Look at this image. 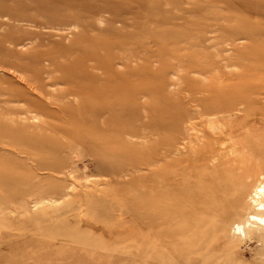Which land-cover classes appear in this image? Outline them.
I'll list each match as a JSON object with an SVG mask.
<instances>
[{
	"label": "rangeland",
	"instance_id": "obj_1",
	"mask_svg": "<svg viewBox=\"0 0 264 264\" xmlns=\"http://www.w3.org/2000/svg\"><path fill=\"white\" fill-rule=\"evenodd\" d=\"M26 1L0 0V88L41 101L22 83L34 73L57 77L45 91L65 96L48 108L0 104V264H264V238L246 232L256 224L242 226L244 236L234 220L217 226L212 217L223 194L211 191L226 187L227 172L176 187L190 171L174 163L206 151L191 166L199 185L211 157L228 149L213 154L194 137L186 147L168 132L173 117L183 131L208 126L212 92L243 86L239 97L255 103L233 112L247 123L234 143L259 136L264 145V61L254 58L264 0ZM38 15L49 25L24 20ZM23 64L26 74L13 68ZM68 69L80 78L65 77ZM73 83L81 94L71 95ZM197 109L202 116L190 118ZM223 168L251 191L264 186V169Z\"/></svg>",
	"mask_w": 264,
	"mask_h": 264
},
{
	"label": "bare ground",
	"instance_id": "obj_2",
	"mask_svg": "<svg viewBox=\"0 0 264 264\" xmlns=\"http://www.w3.org/2000/svg\"><path fill=\"white\" fill-rule=\"evenodd\" d=\"M26 1V0H25ZM42 1L44 0H27L26 2L28 3L27 6H41ZM24 2L25 4H27ZM44 3V2H43ZM47 3V2H46ZM49 3V2H48ZM24 4H22L23 7ZM55 6V5H52ZM14 7H8V10H12ZM18 9V7H17ZM54 9V8H52ZM53 12V11H51ZM50 12V13H51ZM11 13V12H9ZM49 15V14H48ZM12 18V17H11ZM26 21H33V25L36 27L39 26H46L49 25L46 20H49L48 18H45V15H38V17H30L29 19L24 18ZM53 25L57 24V20H52ZM15 44V43H14ZM261 53L254 52V58L258 60L264 61V45L262 43L258 44V48ZM0 56H3L4 52L0 50ZM16 71H20L24 74L28 73L26 68H28V64H23V65H14ZM53 69H57V66L52 67ZM52 71V69L48 70V72ZM67 72L65 73L68 78H80V74L77 69L74 71L71 70H66ZM36 72V71H35ZM38 76H34V73H31L27 75L25 78H22V83L30 90L33 92L34 95H36L41 101H33L30 99L25 98L23 95H19L17 93H11L10 91L5 92L3 88H0V96L5 95L7 96L4 99H0V104H6V103H12V102H23L27 108L31 107L33 104H39L42 107L48 108L49 104H55L57 105L58 103H61L64 98V94H55L54 96H51L47 94L45 91V87L48 84H55L57 83V77L52 78L49 83H44L40 82L37 80ZM72 89L71 90V95L75 93L76 90H81L83 89L82 86L77 85L75 83L72 84ZM77 86V87H76ZM243 86H237L235 89H226L225 91H216L212 92L213 95L210 100L212 102L210 104H203L208 112H210V119H213L211 123L208 124V126H200L202 129L197 130L198 128L196 126L199 125H193L192 123H189L188 125H185V131L181 129L183 127V124H179V122L173 117L171 118L172 122L169 125V130L168 132L170 134L174 133H179L178 136L181 137V140H183L182 145L186 146V142H190L193 137L195 140L200 141V144L203 145L202 148L209 149L211 153L215 152V148H212L214 146H222L224 149H228L226 154L224 155H214L212 160L209 162L208 168L209 170L207 171L208 173L205 177L199 176L198 180H201L204 178L203 182L199 185H196L197 181L195 184H191L192 181H194L193 173L192 170L194 167L191 168L192 165L197 164L200 159H203L204 154H206V151H194L191 156H189V160L182 161L179 164L174 163L173 167L180 170H182V173H186L190 171V173L184 175L185 177H181L180 186L176 187H202L206 185L207 179L208 178H215L218 176L219 173H228L227 178L225 179V186L226 187H216L212 189V195L217 198L219 193L222 192L223 196L220 199V201H215L213 204L214 206L217 207L216 210L212 209V217L217 218L216 224L219 226V221H224L228 219H232L235 221V229L243 234L244 236L247 234H252L258 237L264 238V203H261L260 198L264 196V186H259L255 190L251 191L246 187L247 185L244 182V178L242 176H237V178H234L235 176L229 169H224L223 167L225 165L230 166L232 170H238L240 171L239 173H244L245 170L251 173L254 172H261L262 169H264V155L260 158L257 156V161H251L248 159V157L252 154H259L262 153L264 154V145L261 144L260 137L258 136L257 138H252L249 137L243 144L236 145L234 143L236 137L240 132L244 130V128L247 127V123H242V120L238 121L234 113L239 114L240 112H246L250 107L255 103V100L253 99H246L244 98L242 100L241 97H239L240 92L243 90ZM88 89V88H87ZM86 89V90H87ZM90 90V89H88ZM92 92V90H90ZM77 93L81 94L80 91H76ZM68 93V92H67ZM69 94V93H68ZM223 94V95H222ZM94 96V94L92 95ZM46 97V99L49 100L43 101V98ZM101 98L107 101L106 95L101 96ZM101 99V102H102ZM240 101L239 103V100ZM30 100V101H29ZM100 101L99 99H97ZM92 101V99L89 97V102ZM257 102V101H256ZM48 104V106H47ZM122 104V103H120ZM212 105V106H211ZM67 107L63 106L62 108H59L60 113L65 112ZM25 113L27 111H30L29 109H19L18 111H15V113ZM221 112V114H220ZM198 113V114H197ZM196 115L194 117H190L193 119L199 118V116H202L200 114L201 112L199 109H197ZM65 118L70 116L66 110L65 112ZM68 115V116H67ZM34 118V117H32ZM170 119V118H169ZM170 120V121H171ZM190 122V120L188 121ZM240 122V123H239ZM185 134V136L183 134ZM28 137H32L30 135H22L21 139L22 141L29 140ZM27 142V141H24ZM177 141L174 138H170L169 140V145L172 147L173 144H175ZM206 144V145H204ZM238 146V149H237ZM192 148V147H191ZM214 154V153H213ZM221 157L227 158L226 161H222ZM248 160V163H246V159ZM208 162V161H207ZM190 168V169H189ZM173 172L176 173L175 170H172ZM231 172V173H230ZM248 179L251 178V174H247ZM171 187V186H169ZM183 190H187L186 188ZM168 189L165 194H167V198L171 197L173 195V192ZM185 192V191H184ZM162 193L163 190H162ZM161 193V194H162ZM159 194V195H161ZM218 194V195H217ZM215 198V199H216ZM238 208V209H237ZM221 222V223H222ZM253 222L256 224L258 227L257 230H249V231H242L243 227L242 226H248L250 227V223ZM224 226V225H221ZM218 228V227H217ZM243 237V236H242Z\"/></svg>",
	"mask_w": 264,
	"mask_h": 264
}]
</instances>
